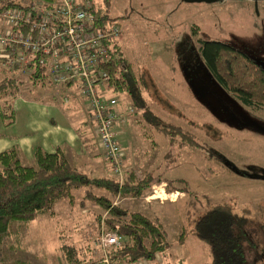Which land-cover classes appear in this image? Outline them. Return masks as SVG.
Instances as JSON below:
<instances>
[{
    "label": "rangeland",
    "instance_id": "rangeland-1",
    "mask_svg": "<svg viewBox=\"0 0 264 264\" xmlns=\"http://www.w3.org/2000/svg\"><path fill=\"white\" fill-rule=\"evenodd\" d=\"M108 12L127 14L117 21V41L131 62L128 81L144 99L140 107L125 91L117 94L123 120L114 125L123 151L122 180L97 146L87 101L73 87L61 89L47 77L32 81L15 73L11 85L0 87V104L10 100L15 114L2 130L22 133L31 116L41 129L56 121L65 137L70 127L85 137V153L64 150L79 169L114 176L120 183L128 174L133 179L147 170L153 174L139 196L108 194L112 203L139 210L166 230V248L134 264H211L209 245L191 227L211 203L222 200L238 213L248 208L246 264H264V108L248 107L222 88L197 48L199 38L220 39L264 67V0H110ZM9 74L0 62V81ZM106 92L116 96L111 89ZM128 104L132 111H127ZM153 121L192 130L204 148L179 144L178 137L169 144ZM168 148L170 156L165 157ZM175 177L186 181V190L165 185ZM82 189L72 190V200H54L35 219L12 222L0 243V264H67V255L96 260L100 248L95 240L109 229L104 220L108 212ZM187 214L188 232L179 242Z\"/></svg>",
    "mask_w": 264,
    "mask_h": 264
},
{
    "label": "trees",
    "instance_id": "trees-1",
    "mask_svg": "<svg viewBox=\"0 0 264 264\" xmlns=\"http://www.w3.org/2000/svg\"><path fill=\"white\" fill-rule=\"evenodd\" d=\"M28 1L0 0V11L10 6H23ZM91 2L95 21L100 22L103 29L110 23L118 24L119 17L127 16L111 15L108 12L110 0ZM197 48L204 65L222 88L248 107L264 108V67L257 60L220 39L199 38ZM0 62L3 63V60L0 59ZM102 67L110 73L108 83L116 96L125 91L134 104L144 106L138 88L133 90L128 81L132 72L131 62L124 56L117 37L111 41L108 60ZM16 70H11V74L1 79L0 87L12 84ZM30 78L32 81L43 79L39 76ZM0 116L6 118V123L13 121L14 109L10 100L0 104ZM152 125L168 137L169 144L178 137L179 144L204 148L196 134L180 124L153 121ZM170 151L168 148L164 156H170ZM31 155L29 162H23L16 146L0 150V243L12 222L35 219L45 214L54 200H72V190L83 187L84 196L107 210L108 216L104 219L107 228H115L120 235L119 243L107 248L110 264H134L140 258H153L156 252L166 248V230L159 221L139 210H128L114 204L108 196L118 192L123 195H141L153 179L150 171H144L137 179L128 174L120 183L114 176L89 174L79 169L66 157L61 146L46 150L36 144ZM165 185L176 190L187 189L182 177L166 179ZM93 188L98 191L94 192ZM247 209L242 207L238 213L229 201H216L193 221V233L209 245L211 264H246L243 243ZM188 214L186 223L180 227L179 242L188 232ZM67 259V264H90L95 261L90 260V256L72 258L67 255Z\"/></svg>",
    "mask_w": 264,
    "mask_h": 264
},
{
    "label": "built area",
    "instance_id": "built-area-1",
    "mask_svg": "<svg viewBox=\"0 0 264 264\" xmlns=\"http://www.w3.org/2000/svg\"><path fill=\"white\" fill-rule=\"evenodd\" d=\"M0 17L4 66L29 78L47 77L63 88L73 87L87 101L96 144L121 181L123 151L114 124L123 116L117 110L118 97L106 92L110 73L102 67L120 26L110 23L103 29L95 21L91 0H29L23 6L2 9ZM62 100L68 101L67 94ZM126 109L133 110L130 104ZM119 239L115 228L101 232L95 240L100 256L90 264H110L107 248Z\"/></svg>",
    "mask_w": 264,
    "mask_h": 264
},
{
    "label": "crops",
    "instance_id": "crops-1",
    "mask_svg": "<svg viewBox=\"0 0 264 264\" xmlns=\"http://www.w3.org/2000/svg\"><path fill=\"white\" fill-rule=\"evenodd\" d=\"M61 89L64 88L61 87ZM0 119L4 124L0 125V150L16 146L18 156L23 162H29L31 160L32 150L36 144H40L46 150H53L56 146H61L63 150L73 148L79 153L82 151L85 153V149H83L84 142L82 141L85 137H82V134H78V130L72 132L71 127L67 130L68 136L65 137L64 130L56 123V121H53V118V124H51V126L41 129L38 126L37 121L31 116L27 121L26 130L22 133L3 131V127L7 125L6 118L0 116ZM13 119L15 120V118Z\"/></svg>",
    "mask_w": 264,
    "mask_h": 264
},
{
    "label": "water",
    "instance_id": "water-1",
    "mask_svg": "<svg viewBox=\"0 0 264 264\" xmlns=\"http://www.w3.org/2000/svg\"><path fill=\"white\" fill-rule=\"evenodd\" d=\"M191 1V0H190Z\"/></svg>",
    "mask_w": 264,
    "mask_h": 264
}]
</instances>
